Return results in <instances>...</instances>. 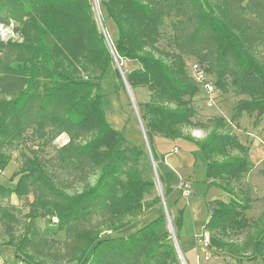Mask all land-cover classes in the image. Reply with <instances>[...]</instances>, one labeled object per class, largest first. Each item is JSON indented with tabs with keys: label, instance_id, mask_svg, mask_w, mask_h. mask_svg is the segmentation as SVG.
<instances>
[{
	"label": "trees",
	"instance_id": "trees-1",
	"mask_svg": "<svg viewBox=\"0 0 264 264\" xmlns=\"http://www.w3.org/2000/svg\"><path fill=\"white\" fill-rule=\"evenodd\" d=\"M97 5L101 16L96 0H0V24L14 21L20 36L0 40V176L12 160L9 150L32 142L22 151L15 185L0 184V196L25 198L29 209L18 239L11 236L0 246L14 247L25 264H41L30 250L48 242L37 225L45 218L52 223L46 236L54 242L82 245L77 264H184L162 205L164 196L170 215L169 198L180 180L153 146L159 136L195 143L193 154L206 169L208 187L228 196L207 203L204 233L210 246L240 263L264 261V213L257 220L248 217L252 199L244 185L253 164L231 127L245 114L255 125L264 123V0H98ZM97 14L116 28L114 52ZM114 55L138 64L126 80L132 89L150 92L148 101L137 104L150 152L146 140L130 142L107 117L101 81ZM194 63L208 73L216 99L234 100L230 118H197L201 85ZM209 125L203 139L185 132ZM64 133L69 141L55 155H42ZM61 176L72 177L78 188L71 192L73 182ZM155 209L162 210L157 218L121 234ZM182 216L178 209L172 220L178 241ZM4 221L7 229L19 223L2 207ZM60 231L65 240L56 238ZM245 232L248 243L232 240Z\"/></svg>",
	"mask_w": 264,
	"mask_h": 264
},
{
	"label": "rangeland",
	"instance_id": "rangeland-1",
	"mask_svg": "<svg viewBox=\"0 0 264 264\" xmlns=\"http://www.w3.org/2000/svg\"><path fill=\"white\" fill-rule=\"evenodd\" d=\"M98 0H96V11L99 14V9L97 5ZM97 14V17H98ZM99 16H101L99 14ZM98 23L101 29L105 31V37L108 43L109 48L111 51H113L112 43L115 41L117 37L116 28L113 25V23L106 19L104 22L101 20V17H98ZM16 25V23H15ZM14 21H11L10 24H0V40L4 41L5 43L12 40V41H19L20 36L14 32ZM114 52V51H113ZM194 58H192L193 60ZM138 67L137 63L131 62L130 60H122L118 61L116 56L114 55V61L110 65V70L105 76V78L101 81V92L104 95V102L105 106H108V102H112V110H120L118 117L120 116L123 118L126 114L130 115L131 122H128V127L124 131L117 127L118 129L122 130L125 137L132 143L138 144L136 140H140L142 137V134H139L140 132L143 133L142 125L139 120V109L137 104L140 102H146L150 98V92L144 88V87H138L136 89H132L127 80H126V74L130 70ZM211 76V75H210ZM210 78V77H209ZM213 79V76H211ZM200 94V95H199ZM198 94L199 100L196 102V108H197V118L200 120H206L208 118L213 117H223V118H230L231 116V105L233 104L230 100L224 103L223 100L217 99L215 101V106L209 107L205 100L202 99V95H205V91L203 87L200 88ZM231 99V98H229ZM123 108V109H122ZM111 118V117H110ZM110 120V119H109ZM112 124H115L114 121L110 120ZM117 124V123H116ZM136 125V126H135ZM115 127L117 125H114ZM123 126V125H122ZM125 126V125H124ZM250 126V123L248 122V117L243 116L239 124L235 127V123L231 125L232 130H236V134L238 135L241 142L244 144H247L249 146H253V144H256V147L261 145V143L264 142V130L258 131L256 134H254V137H250L249 133L247 132ZM210 125L208 126V129H202V128H193V127H187L185 128L186 133H191L192 135H196L200 139H203L208 131L210 130ZM140 131V132H139ZM69 141V136L67 134L60 135L55 141L54 144H52L50 147L46 149V151L42 154L46 157H51L55 155L56 148L61 147L62 145L66 144ZM27 148H23V146H18L15 149L9 150L10 154L12 155V160L9 163V165L4 170L3 174L0 176V184L5 186H14L15 183L18 180V176L14 178V174L18 172L24 161V156L22 155V151L27 152L28 147L32 146V142H27ZM147 149L150 152V147L148 145ZM153 164V163H152ZM197 174L196 179L194 181L195 186V195L196 198L199 199V204L201 205L202 214L204 217L208 220L210 212L209 208L207 206V196H206V185L203 182L206 180V169L203 167L197 168ZM202 171V172H201ZM66 177V176H65ZM155 181L157 183V193L163 195V186L159 181L158 175L154 172ZM14 178V179H13ZM62 179H68L69 181L73 182V185L70 188V191H74V189L78 188V185H75L74 181L70 178H64L61 176ZM95 177H92V181H94ZM255 181V182H253ZM254 184V185H253ZM244 185L247 187V189L250 191V196L252 199L251 203V209L248 212V217L251 220H257L263 213H264V180L263 176H260L259 178L252 180V182L245 178ZM76 187V188H74ZM228 197V196H227ZM228 200V198H226ZM29 200H33V196H29ZM180 200V201H179ZM188 200L189 198H185L181 195V193H177L176 196L173 198H169V203L171 206H174L170 210V229L173 233L174 238L177 240L178 247L181 251V254L184 258L185 264H264V261L261 257L257 258L256 260H244V262L240 263L237 261V259L227 255L223 251L216 250L212 248L211 246L208 247V249L204 248L203 243L201 242L202 235L204 234V231H201L199 234V238L196 241L195 238L190 239L189 242L182 239V237L179 238V241L175 234V228L173 226V217L176 215L177 209L180 208V210H184V208L188 207ZM177 207V204H179ZM210 202V201H209ZM188 204V205H187ZM163 208L166 212L167 205L166 200L163 196L162 201ZM175 206L177 209H175ZM2 207H5L9 209L11 213H13L19 220V223L13 224L10 229H7V221L0 222V231L2 232V236L0 237V244L3 243V241H6L8 239H11V236H15V239H18L20 233L23 231L22 225L25 223V214L29 210L27 207V200L20 199L18 197H9L4 198L0 197V209ZM190 207V206H189ZM213 205L211 204L210 208H212ZM57 220V219H55ZM53 220L55 223L56 221ZM39 233L41 237H44L48 242L46 244L40 243V249L33 251L30 250V253L33 255L32 259L34 261H39L41 264H77L81 255H82V245L78 243H59L54 242V236H46V230L49 226L52 225L51 221L45 218H39L37 221ZM256 229L254 228L253 232ZM12 231L11 235H8ZM200 231V229H199ZM249 237L246 236V232L243 234H240L238 236L233 237V241L236 243H248ZM56 238L59 240H65L66 239V233L65 231H60L56 233ZM5 246V245H2ZM0 246V248H2ZM208 252L210 253V258H207ZM3 256H6L7 262L9 264H25L23 260L19 259L17 256L18 262L14 263V257L15 255L13 253L7 252L4 253ZM30 262L28 261V264ZM33 263V262H32ZM31 263V264H32Z\"/></svg>",
	"mask_w": 264,
	"mask_h": 264
},
{
	"label": "crops",
	"instance_id": "crops-1",
	"mask_svg": "<svg viewBox=\"0 0 264 264\" xmlns=\"http://www.w3.org/2000/svg\"><path fill=\"white\" fill-rule=\"evenodd\" d=\"M228 100H230L233 103L231 105L232 107L234 105V100L232 98ZM228 100L224 101V103L227 102ZM111 106H112V102L111 103L108 102V106H105L108 119H110L111 121L113 120L115 123L113 125H117L116 127H119L120 129H122V127H125L126 129L128 127V122H131L130 115L126 114L123 118L121 116L119 118L118 115L121 112V109L119 111L115 109L112 110ZM245 116L248 117V122L250 123L249 128H247L248 129L247 132L249 133L250 137H254V134H256L258 131L261 132L264 130V123L255 125L253 123V119L250 118L249 115L245 114ZM239 121L235 123V127L239 124ZM122 130L124 131V128ZM144 132L145 131H143V133L141 132L139 133V134H142V137L140 140H136L138 144H142L143 142H145L146 138H145ZM235 132L236 130L233 131V133ZM192 136L199 138L196 135H192ZM153 144H154L153 146L156 152L161 157L164 158L165 164L176 172L180 180V183L177 185L174 193L172 194L170 198H173L174 196H176L177 193H181V195L184 196L183 189L181 187L185 183L189 186L192 192V195L190 197L184 196L187 199L189 198L188 204L190 207L188 206L184 208L183 210V216H182L183 225L180 231V237H182V239L187 242H189L190 239L192 238H195L197 241L199 238L198 236L200 232L204 231L205 225L207 224L208 220L202 214V209H201L200 204L198 207V202H199L200 197L199 199H197L195 195L196 192H195L194 181L196 179V174H197L196 172L198 171L197 168L203 167L202 165L197 164L195 160V156L193 154V152L196 150V145L195 143L188 141V140H184V139L173 140V139H168V138L159 137V136H156L153 139ZM245 145L249 148L250 159L253 164L251 171L247 174V179H249L252 182V180H255L259 178L260 176H263L261 174V170L263 168V163H264V142L261 143V145H259L258 147H256L255 143L253 144L252 147L247 144ZM263 180H264V176H263ZM203 182L205 183L206 188H207L206 193H205L207 196V203L215 199L226 200L227 197L225 195L219 194L213 189H210L207 183L205 182V180ZM180 203L181 202L177 204V207L178 205H180ZM175 209H177L176 206H175ZM161 212H162L161 209H155L147 213L146 215H144L143 217L135 221L133 225H131L128 229L123 231L121 234L128 235V234H131L137 231L138 229L142 228L143 226H145L146 224H148L149 222L157 218L161 214ZM0 249H1L2 259L4 260V264H9L7 262L6 256H3V254L7 252L13 253L15 255L14 263L18 262L14 247L2 246V248Z\"/></svg>",
	"mask_w": 264,
	"mask_h": 264
},
{
	"label": "built area",
	"instance_id": "built-area-1",
	"mask_svg": "<svg viewBox=\"0 0 264 264\" xmlns=\"http://www.w3.org/2000/svg\"><path fill=\"white\" fill-rule=\"evenodd\" d=\"M192 72L196 81L201 85V87H203L205 91V95H202L203 96L202 99L205 100L206 104L209 107L215 106V101L217 100L216 89L214 84L211 82L206 70L198 63H194L192 65ZM181 188L183 189V195L185 197H190L192 195V192L186 183L183 184ZM201 242L203 243L205 250L206 248L208 249V247L210 246V235L208 232L202 235ZM206 257L210 258L209 252ZM0 264H4V260L2 259L1 255H0Z\"/></svg>",
	"mask_w": 264,
	"mask_h": 264
},
{
	"label": "water",
	"instance_id": "water-1",
	"mask_svg": "<svg viewBox=\"0 0 264 264\" xmlns=\"http://www.w3.org/2000/svg\"><path fill=\"white\" fill-rule=\"evenodd\" d=\"M139 120H140V117H139ZM141 122V121H140ZM142 129H143V131H144V128H143V126H142ZM144 134H145V132H144ZM145 138H146V134H145ZM146 142H147V145L149 146V144H148V141L146 140ZM155 169H156V167H155ZM166 214H167V217H168V219H169V221H170V215H169V213H168V210H166ZM171 222V221H170ZM175 239V238H174ZM175 241H176V243H177V240L175 239ZM177 246H178V243H177ZM178 249H179V247H178ZM179 252H180V257L182 258V260H183V263L185 264V262H184V258H183V256H182V254H181V251H180V249H179Z\"/></svg>",
	"mask_w": 264,
	"mask_h": 264
}]
</instances>
